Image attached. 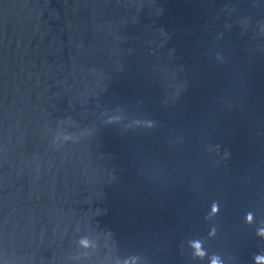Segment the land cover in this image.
Here are the masks:
<instances>
[{"label":"water","instance_id":"95a60500","mask_svg":"<svg viewBox=\"0 0 264 264\" xmlns=\"http://www.w3.org/2000/svg\"><path fill=\"white\" fill-rule=\"evenodd\" d=\"M0 264H264V0H0Z\"/></svg>","mask_w":264,"mask_h":264}]
</instances>
